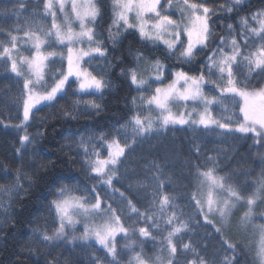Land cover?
I'll return each instance as SVG.
<instances>
[{"label": "trees", "instance_id": "obj_1", "mask_svg": "<svg viewBox=\"0 0 264 264\" xmlns=\"http://www.w3.org/2000/svg\"><path fill=\"white\" fill-rule=\"evenodd\" d=\"M206 2L209 7L219 8L226 0ZM99 6L101 18L95 30L97 36L103 38L107 52L105 56L86 59L84 65L104 80L103 91L82 92L77 81L71 80L56 101L39 107V111L34 110L31 121L24 128H18L16 125L23 119V100L26 99L24 80L12 73L6 62L0 61V119L11 124L10 127L0 124V187L13 186L19 176V182L27 192L20 196L13 194L10 208L0 207V264H112L107 251L92 242L70 243L68 238L51 243L37 240L40 230L47 229L49 234L53 231L54 217L49 214V205L60 186L75 189L74 195L85 193L90 201L98 195L117 209L122 222L131 229L143 226L144 221L137 220L135 213L129 210L128 200L140 211H145L153 207V197L157 193L167 194L174 200L177 215L188 224L187 230L175 238L179 247L176 264H188L197 255L208 264H224L226 257L233 256L229 243L236 246L239 264H259L253 243L241 237L228 239L217 231L213 224L205 221L191 197L198 194L197 166L200 170L214 167L215 172L225 175L240 193L253 195L264 181V163L260 160L264 146L256 144L251 133L245 135L216 127L204 129L189 125L160 129L136 137L133 143L134 133L129 127L134 114L139 112L145 116L149 111L146 104L140 103L141 95L146 98L160 84L151 82L148 91L131 84L126 73L136 66L133 53L144 52L150 59L165 63L163 83H166L170 82L175 70L198 75L203 70L200 61L209 50L205 49L190 64L178 62L164 51L162 44L153 51V45L142 40L133 29H121L114 45L108 33L115 13L112 0H99ZM42 8L40 0H0V28L25 27V22L48 27L51 18H40ZM259 9H264V0H246L231 13L218 12L211 18L215 29L211 43H217V38L227 34V24L239 28L241 17L250 16ZM6 39L0 34V42ZM66 65L64 60L52 61L49 81L55 82L65 72ZM139 67L144 68L143 65ZM249 80V88L264 86V78L249 76ZM211 89L213 85H206V92L218 95V92L209 91ZM91 103L100 105L99 109L91 107ZM241 103L239 97L228 96L225 103L213 106V114L235 125L238 118L243 119L239 111ZM65 112L76 118L65 116ZM25 132L32 138V143L21 146ZM101 135L118 138L121 143L130 145L119 166L118 179L113 181L119 191L101 184L84 163V154L79 147L81 137H91L99 143ZM106 154V148L101 150V156ZM93 188L95 191H91ZM3 199L5 203L9 202L7 195ZM263 204L260 203V211L264 210ZM152 231L157 232L156 239L139 238L141 248L136 251L142 250L150 256L166 251H162L167 243L162 236L167 233L155 228ZM125 241L126 237H119V247ZM184 244H189L190 250H185ZM21 256L24 258L19 259ZM128 258L129 253L122 251L121 261L117 264H125Z\"/></svg>", "mask_w": 264, "mask_h": 264}, {"label": "snow or ice", "instance_id": "obj_2", "mask_svg": "<svg viewBox=\"0 0 264 264\" xmlns=\"http://www.w3.org/2000/svg\"><path fill=\"white\" fill-rule=\"evenodd\" d=\"M40 3L43 6L40 18H51L48 27L25 22V27L6 30L0 28V34L7 38L0 42V61L6 62L16 76L25 75V69L28 73L23 82L26 99L23 100V119L16 125L18 128L27 125L34 115L33 109L40 110L38 105L56 101L58 93L64 91L71 76H75L79 81V89L82 92L93 89L101 91L105 87L102 78L80 67L81 61L86 57H92L93 54L105 56L107 52L103 38L97 36L95 30L97 20L101 18L99 0H40ZM112 3L115 13L108 33L114 45L121 35V29H133L142 40L153 45V51L156 46L162 44L164 51L175 57L178 62L190 64L205 49L209 50L200 61L203 70L198 75L184 70L175 71L169 83L156 86L146 98L141 95L140 103L146 104L149 111L159 110V115L156 122L150 117L140 115L139 112L132 116L129 127L134 133L133 143L136 142V137L167 129L169 125H189L202 126L204 129L215 126L245 135L251 133L255 143L264 146V87H248L249 76L253 79L257 76L264 78V9L241 17L239 28L231 23L227 24V34L220 36L217 43L212 44L215 29L212 27L211 18L220 11L233 12L244 0H231L230 3L226 0L219 8L209 7L206 0H112ZM173 7L180 12V16L175 19V12L170 11ZM58 13L62 19L58 20ZM74 23L78 24V30L73 27ZM22 44H30L31 51L27 48L21 49ZM57 44L66 49L67 73L62 72L54 84L46 86L45 68L49 60L57 55L65 58L64 51L48 50L54 49ZM23 52L29 54L24 55ZM133 58L136 66L128 69L126 75L137 89L148 91L151 87L149 80L145 79V74L149 71L154 81H163L164 65L159 59H150L146 53L139 51L133 53ZM140 65L144 68L141 69ZM208 84L213 85V89L209 91L218 92V95H210L205 91ZM228 96L233 99L239 97L242 102L239 111L243 119L238 118L235 126L213 115V106L225 103ZM135 102L134 99L133 103ZM189 102L192 105L191 112L187 111ZM176 103L185 107V112L174 114L172 107ZM91 107L99 109L100 105L91 103ZM64 115L76 118L70 112H65ZM98 140L99 143L91 137H81L79 147L84 154V163L101 184L119 191L114 187L113 181L118 179L119 166L123 164V158L130 145L121 143L118 138L110 139L104 135ZM25 142L32 143V138L26 132L21 137V146ZM105 148L107 154L101 156V150ZM208 159L211 161V158ZM260 160L264 163V154L260 155ZM195 178L200 181V188L206 189V192L193 194L191 198L207 223H213L216 216L222 220L229 219L236 201L240 200H245L247 205L242 222L245 226L251 223V216L257 206L256 193L245 198L225 177L217 175L214 167L200 170L197 166ZM19 181L20 177L17 176L13 186L0 187V207L10 208L13 194H27ZM74 191L75 189L66 186L57 188L55 198L49 205V214L54 217L53 231L49 234L47 229L40 230L36 236L37 240L41 243H51L66 239L67 229L79 223L78 217L81 215L93 219L104 217L98 225L89 226L86 223L79 238L87 241L94 237L112 257V264H117L115 237L121 233L127 236L129 232L128 227L122 223L121 215L111 204L104 205L98 195L90 201L85 193L73 195ZM91 191H95V188ZM221 193L226 195L221 198ZM258 193L260 203H264V183H261ZM4 195L9 197L8 203H5ZM120 195L124 196V193L121 192ZM127 205L129 210L135 213L137 220L144 221V225L138 227L140 237L155 240L157 232L152 231L153 228L167 233L162 236V239L167 241L166 248L162 251L166 250L168 257L162 260L158 256L156 260L159 264H176L179 247L175 238L187 230L188 224L182 216L177 215L173 198L157 193L153 197V207L145 211H140L131 200L127 201ZM216 230L220 231L219 228ZM133 231H136V228H133ZM258 232L260 239L257 256L259 264H264V224L258 226ZM228 247L233 250V256L226 257L224 264H239L235 253L236 246L229 243ZM183 248L190 250V245L184 244ZM135 261L136 264H155L140 254L136 255ZM188 264L208 262L197 255L196 259L190 260Z\"/></svg>", "mask_w": 264, "mask_h": 264}, {"label": "rangeland", "instance_id": "obj_3", "mask_svg": "<svg viewBox=\"0 0 264 264\" xmlns=\"http://www.w3.org/2000/svg\"><path fill=\"white\" fill-rule=\"evenodd\" d=\"M244 1H246V0H244ZM162 2H163V0H162ZM170 11L175 12V16L173 17L174 19L175 18H178L180 16V12L175 7H173L172 9H170ZM59 19H62V17L58 13V20ZM97 22H98V20H97ZM73 27L78 30V24L77 23H74L73 24ZM21 38H23V37L21 36ZM24 48H27V49H29V51H31V45L30 44H27V45L22 44L21 45V49H24ZM48 50L64 51L65 52V58L62 59L59 55H57L55 57H52L49 60L48 65L45 68V81H46V86H50V85L54 84V82H50L49 81L48 71H49V68H50V63L52 61H54V60L60 59V60H64L66 62V64H67L66 49H64L63 46L57 44L54 49H48ZM23 54L24 55H28L29 53L28 52H23ZM97 55L98 54H93V56H97ZM88 58H91V57H86L83 61H81L80 67L83 70H86L88 72H91L84 65L85 60L88 59ZM163 65H164V78H165L166 65H165V63H163ZM175 71H178V70H175ZM66 73H67V65H66V70H65L64 74H66ZM148 73H149L148 75H145V79H148L150 83L151 82H159L160 84L158 86H164L167 83H169V82L163 83V81L162 82L161 81H154L152 79L151 72L149 71ZM26 75H28V73H27V70L25 69V75H22L20 77L23 78V80H24L25 77H26ZM71 80L77 81L78 87H79V81L76 79L75 76L69 77L68 82L71 81ZM68 82L65 85L64 91L61 92V93H58L57 97L65 92V89H66V86H67ZM104 88L101 91H103ZM101 91H95L93 89V90H89L87 92H101ZM48 103H50V102H44L41 105H38L37 108H39L41 106H44V105H46ZM34 110H36V109H33V111ZM185 110H186L185 107L181 106L180 103H176L172 107V112L174 114L185 112ZM187 111H189V112L192 111L191 102H189V105L187 107ZM158 115H159V110L153 109L151 111H148V113L145 115V117H150L153 122H156ZM30 121H31V119L28 121V123ZM0 124L4 125L6 127H10L11 126V124H8V123L3 122L1 119H0ZM171 126L183 127V126H186V125H183V126H181V125H169L168 127H171ZM233 126H235V125H233ZM213 127H215V126H213ZM216 174L219 175V176L225 177L226 180H227V177L225 175L218 174V173H216ZM197 182H198V184H197L198 185V194H200L201 192H206V189H201L200 188V181L197 180ZM262 183H264V181ZM230 185L232 187L236 188L232 184H230ZM259 189H260V186L258 187V189L255 192L257 194V197H258L257 198V206H255V208H254V212H253V214L251 216V223L248 226H245L243 224V222H242V218L244 217V214L247 211V205H246V201L245 200L236 201L235 206L233 207V214L231 215V217L229 219L222 220L219 216H216L215 219H214V221H213V223H211L216 228H219L220 231L223 234H225L228 239L233 238V239L236 240L238 237L246 238L248 241H250L251 243L254 244V246L256 247V250H258L259 239H260V233L258 232V226L264 224V210L263 211H260V207H259V206H261L260 205L259 193H258V190ZM237 191H239V190L237 189ZM225 195H226L225 193H221L220 194L221 198H223V196H225ZM243 196L245 198H247V197L252 196V195H243ZM103 203H104V205L109 204V203H105L104 201H103ZM262 207H264V204L262 205ZM78 219L80 221L79 223H77L74 227H69L67 229L68 235H67L66 238H68V241L70 243H74V242H77V241L78 242L79 241L92 242V243H95V244H97V245H99L100 247L103 248V246L100 245L96 241V239L94 237L91 238V239H89V240H87V241L82 240L79 237L82 235L86 223L89 224V226H95V225H98L99 223H101L102 219H105V218L98 216L95 219H93V218H88V217H84V216L81 215V216L78 217ZM128 229H129V232H128V235L127 236H125L124 234L121 233V234H118L115 237L114 243L116 245L117 253H118V255H117V262L118 261H121L122 251L125 252V253L126 252L129 253V258L125 262V264H136L135 257H136L137 254H140L143 257L149 258L151 261L155 262V264H159V262L156 260V258L158 256L161 257L162 260H166L167 259V257H168V252L167 251H164L163 253H158V254L153 255V256H150V255L145 254L142 250L136 251V248H141V242H140V239L139 238H143V237H140L139 232H138V228H136V231H133V229H131V228H128ZM73 237H76V238L73 239ZM119 237H126V241L121 245V247H119V245H118V238ZM63 240L64 239H61V240H58V241H53V242H60V241H63ZM258 260H259V257H258Z\"/></svg>", "mask_w": 264, "mask_h": 264}]
</instances>
